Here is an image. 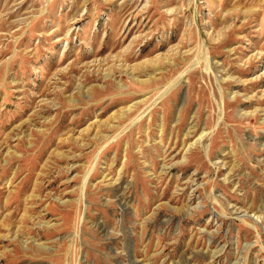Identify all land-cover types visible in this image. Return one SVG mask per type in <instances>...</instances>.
<instances>
[{
    "label": "rangeland",
    "instance_id": "1",
    "mask_svg": "<svg viewBox=\"0 0 264 264\" xmlns=\"http://www.w3.org/2000/svg\"><path fill=\"white\" fill-rule=\"evenodd\" d=\"M0 264H264V0H0Z\"/></svg>",
    "mask_w": 264,
    "mask_h": 264
}]
</instances>
